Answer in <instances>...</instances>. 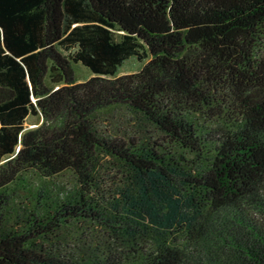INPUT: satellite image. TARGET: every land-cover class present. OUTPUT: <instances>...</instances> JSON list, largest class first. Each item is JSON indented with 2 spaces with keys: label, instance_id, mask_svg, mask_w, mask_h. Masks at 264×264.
Segmentation results:
<instances>
[{
  "label": "trees",
  "instance_id": "trees-1",
  "mask_svg": "<svg viewBox=\"0 0 264 264\" xmlns=\"http://www.w3.org/2000/svg\"><path fill=\"white\" fill-rule=\"evenodd\" d=\"M0 264H264V0H0Z\"/></svg>",
  "mask_w": 264,
  "mask_h": 264
},
{
  "label": "rangeland",
  "instance_id": "rangeland-1",
  "mask_svg": "<svg viewBox=\"0 0 264 264\" xmlns=\"http://www.w3.org/2000/svg\"><path fill=\"white\" fill-rule=\"evenodd\" d=\"M144 62H139L136 58L131 57L125 61V63L119 68L118 75H124V74H130V73H135L141 69L143 66ZM73 74L76 82H83L85 80H88L91 78L93 75L91 72L83 67L80 64H74L73 66ZM107 78V77H106ZM110 78V77H108ZM42 123V119L37 117V116H28L25 120V127L26 129H31L35 128L38 125ZM8 158H6L3 162L7 161ZM64 181L65 184L69 185L71 183V180L67 176H62L59 178H56V182H61ZM52 184L51 182H49Z\"/></svg>",
  "mask_w": 264,
  "mask_h": 264
}]
</instances>
